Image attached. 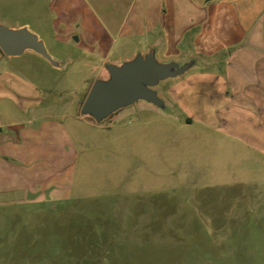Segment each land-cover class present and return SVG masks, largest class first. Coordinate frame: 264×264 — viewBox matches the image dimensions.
<instances>
[{
	"label": "rangeland",
	"instance_id": "1",
	"mask_svg": "<svg viewBox=\"0 0 264 264\" xmlns=\"http://www.w3.org/2000/svg\"><path fill=\"white\" fill-rule=\"evenodd\" d=\"M91 1L71 0L70 11L78 7L90 16L97 11L92 26L99 35L104 18L125 19L116 0H97V9ZM56 3L0 0V24L29 27L62 63L56 69L33 52L7 58L0 51V96L11 94L6 89L12 76L36 86L42 103L30 112L49 115L65 129L59 137L47 134L65 156L59 160L51 151L43 181L20 184L10 164L0 162V264H264V134L249 133L264 120L251 119L249 105L240 112L234 110L239 105L222 103L223 88L216 82L209 89L202 84L205 73L222 74L224 57L211 62L207 56L222 53L218 24L209 26L204 38V27L195 28L180 47L164 43L165 33L158 30L148 39L161 43L163 60L189 54L213 64L163 87V97L183 119L141 108L114 126L98 128L76 114L104 63L148 48L141 38L121 42V51H100L81 29L58 34ZM218 4L207 0L208 18L218 17ZM136 13L137 6L131 7L130 18ZM172 20L165 18V25L178 34L185 18ZM193 35L199 36L194 43ZM60 98L64 104L54 103ZM20 109L0 97L4 136ZM153 137L155 145L149 142Z\"/></svg>",
	"mask_w": 264,
	"mask_h": 264
},
{
	"label": "crops",
	"instance_id": "2",
	"mask_svg": "<svg viewBox=\"0 0 264 264\" xmlns=\"http://www.w3.org/2000/svg\"><path fill=\"white\" fill-rule=\"evenodd\" d=\"M70 1L57 0L54 8L55 31L67 36L81 29L86 34L85 41H88L92 48L100 51L113 49L121 51V42L135 43L141 38L144 39L143 48L146 50L158 41L156 38L154 42H148L150 35L155 34L156 30H158L157 33H165L164 43L168 42L172 46L180 47L183 39L195 28L204 27L202 34L204 38L208 36L204 34V31H208L209 26L218 24L221 29L219 35L222 38L219 50L222 53L216 56L217 53L211 52L207 53V56L210 57L208 61L211 62L216 57H224L223 69L219 72L222 74L213 75L212 72H207L205 73L207 79L203 80L202 84L207 82L205 86L209 89L216 82L223 88L222 103L239 105V108L235 107L234 110L240 112H245L243 105H249V111L254 112L251 114V119L264 120V0H218V6L222 7L218 8L217 18L215 16L208 18L209 15H206L207 0H148V3L145 0H116L114 6L121 8L120 13L125 19L120 21L113 16L107 22L104 18L105 29L101 36L97 29L93 28L95 27L94 18L98 12L91 16L84 15L78 7H74L71 12ZM96 2L97 0H92L91 7L97 9L99 6ZM182 3L184 7L181 6ZM136 6L138 13L130 18V8ZM178 15H183L185 20L184 28L177 34L176 29L173 30L167 24L165 25L164 19H176ZM197 38L199 39V36L193 35L192 43ZM78 42H80L79 39ZM104 57L109 59L106 54ZM223 77L227 80L224 81ZM12 78L9 90L6 89L11 94L1 96L14 101L20 106L21 112L12 115L17 121L8 127V136L3 135L0 125V162L10 164L14 179L20 184L34 183L35 178L43 181L46 177L40 174L49 162L51 151L57 153L59 160H63L65 156L62 146H51L47 134L53 131L59 137L60 132H64L65 129L64 126L50 121L49 115H43L42 112H30V109L39 108L42 103L36 86L29 85L13 76ZM227 88L230 89L228 91L230 95H226ZM204 100L209 102L205 98ZM54 103L64 104L65 99L60 98ZM74 103L75 101L71 102L73 105ZM76 115L80 118L78 112ZM187 124L189 125L190 121ZM252 127L255 132L251 131L250 134H264V124L254 123ZM242 128L244 129L245 126ZM233 134L244 133L233 132ZM156 141L154 137L149 140L154 145Z\"/></svg>",
	"mask_w": 264,
	"mask_h": 264
},
{
	"label": "water",
	"instance_id": "3",
	"mask_svg": "<svg viewBox=\"0 0 264 264\" xmlns=\"http://www.w3.org/2000/svg\"><path fill=\"white\" fill-rule=\"evenodd\" d=\"M160 49L161 43L156 42L147 51L139 50L131 57L106 61L104 73L94 80L80 109V118L94 127L109 128L127 114L144 108L174 120L183 119L179 110L163 97V87L193 70H211L213 64L189 54L182 59L163 60ZM0 51L7 58L33 52L53 68L62 67L44 41L27 26L11 28L0 24Z\"/></svg>",
	"mask_w": 264,
	"mask_h": 264
}]
</instances>
